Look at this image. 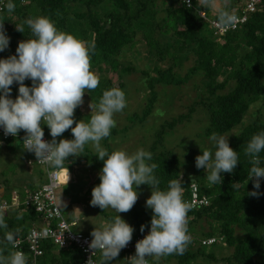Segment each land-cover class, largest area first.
Returning a JSON list of instances; mask_svg holds the SVG:
<instances>
[{
  "label": "trees",
  "instance_id": "16d2710c",
  "mask_svg": "<svg viewBox=\"0 0 264 264\" xmlns=\"http://www.w3.org/2000/svg\"><path fill=\"white\" fill-rule=\"evenodd\" d=\"M9 2L15 5L11 13L6 9ZM218 2L220 7H225L224 0ZM238 2L241 0H227L226 10L236 7ZM190 3L191 7L185 5L183 0H4L0 20L5 23V31L10 39L8 48L3 52H15L18 42L34 38L27 25H24L23 33L16 30V26L24 24L30 16L47 17L58 30L72 34L91 46V66L107 62L109 68L115 69L118 54L124 48L130 49L136 37H141L146 46V56L159 65L152 63L153 74L147 75L148 96L145 97L140 113H131L127 119L130 122H140L153 109L156 110L155 84L169 86L160 87L162 92L168 91L164 93L161 102L166 104L175 90L193 80L192 87L200 90L191 98L188 110L161 121L153 133L154 139L145 151L152 153V159L148 163L157 164L153 174L159 179L161 190H166L169 182L176 180L182 185V197L185 200L190 194L189 184L194 183L198 196L207 198L205 205L190 208L188 212L187 227L191 243L184 254L159 259L148 257L149 263L168 264L169 260H174L175 264H189L199 256L214 259L212 251H205L206 246L199 244V239L213 236L216 239L208 246L223 243L232 247L229 255L233 259L232 264H250L254 257H257L256 264H264V178H261L259 189H254L252 179H248L253 165L244 154L251 137L264 132V115L262 118L254 117L246 124L242 121L252 102L261 98L264 104V0H259L256 10L248 15L244 23L223 35H215L208 22L197 14V10H203L206 17L217 19L218 12L215 9L202 8L198 0H190ZM89 32L93 33L91 43L88 41ZM185 60H190V63L184 73L179 74L177 66ZM124 69L131 70L132 67L126 66ZM104 81L101 83L102 92L112 88L109 79ZM24 84L28 86L29 82L25 80ZM14 87L18 88L19 85L14 83ZM194 105H199L205 114L206 123L201 133L206 138L212 133L224 136L233 127L242 124L235 132L227 135L229 146L237 151L238 164L232 173H221V184H210L207 180L208 173L195 165L192 166L194 170L191 168V173L181 177V161L161 142L165 133L171 132L176 124L189 117L195 109ZM77 114L79 111L76 108L74 119ZM43 128L51 141L47 125ZM62 136L73 139L70 129ZM60 137L56 138L57 142ZM106 140L103 139L104 142ZM13 143L15 142L6 140L1 145L12 154ZM212 148L214 152L213 142ZM201 149L202 154L204 148ZM190 153H187L188 158ZM259 155V166L264 167V150ZM79 157L92 163L96 159L86 148L77 156ZM74 160V157L69 156L64 165L69 166ZM96 166L101 167V164ZM29 167L32 168L31 165ZM27 187L33 189L35 185L30 181ZM3 189L5 187L0 191V197L8 200L12 188L8 189L9 194ZM140 190L151 193L148 185H140ZM253 191L258 192V196L249 194ZM3 216L8 228L0 229V254L7 257L11 249L5 239V232L23 237L29 226L37 220V215L32 208L18 205ZM151 217L152 210L145 204L139 210H133L131 218L125 222L133 227L135 234L140 231L141 225L144 228L150 226ZM235 230L242 232L239 238L234 236ZM42 248L43 253L37 264L79 262V252L72 244L57 248L53 244L43 243ZM134 255L135 252L128 253L129 257ZM229 257H226L227 262ZM97 259L101 262V255Z\"/></svg>",
  "mask_w": 264,
  "mask_h": 264
},
{
  "label": "clouds",
  "instance_id": "9594fccd",
  "mask_svg": "<svg viewBox=\"0 0 264 264\" xmlns=\"http://www.w3.org/2000/svg\"><path fill=\"white\" fill-rule=\"evenodd\" d=\"M183 3L191 7L190 0ZM242 3V2H241ZM236 4L238 6L239 4ZM202 8H213L218 12L217 23L225 30L235 26L237 17L220 7L218 0H198ZM11 13L15 5L7 3ZM29 28L32 37L18 42L15 55L0 59V128L4 135L16 137L23 130V149L33 153L40 161L52 168H63L68 157H77L84 152L85 145L91 143L97 152V159L103 161L99 173V184L91 190L90 205L102 211L111 208L117 215L105 223L102 229H93L89 248L99 250L101 264H108L119 255L132 240L133 227L118 213H127L138 200L137 187L148 185L151 195L146 199V207L152 210L150 230L135 244V255L128 258L129 264H149L148 257L159 259L168 255H183L191 243L188 234L187 215L190 205L182 197V185L172 180L166 190L159 188L160 181L153 174L157 164H149L152 153L143 149L133 154L123 150L111 153L101 147V140L110 136L116 126L114 114L126 107L125 94L117 87L104 90L99 103L91 105L88 122L76 121L74 112L83 104L85 92L94 91L99 86V77L91 71V46L74 35L60 31L47 17H29L24 24L16 26L18 32ZM3 21H0V52L9 46ZM31 80V86L24 81ZM17 83L18 95L10 98L11 86ZM47 125L51 141L44 140L41 125ZM74 125V126H73ZM71 130L73 139H60L66 130ZM209 140L215 150L206 149L196 156L195 166L208 173L210 184H221V173H232L238 164L237 151L228 143V137L212 133ZM264 150V132L251 137L244 149L253 165L248 179L253 188L259 189L264 178V167H260V153ZM70 179L68 168L65 169ZM258 196V192L249 193ZM20 217H17L19 219ZM8 225L0 214V229ZM140 231H144L141 225ZM5 239L14 245L15 234L5 232ZM0 264H27V256L22 251H14L7 257L0 254Z\"/></svg>",
  "mask_w": 264,
  "mask_h": 264
},
{
  "label": "rangeland",
  "instance_id": "374dc122",
  "mask_svg": "<svg viewBox=\"0 0 264 264\" xmlns=\"http://www.w3.org/2000/svg\"><path fill=\"white\" fill-rule=\"evenodd\" d=\"M243 0H241L242 2ZM238 2V3H241ZM237 3V4H238ZM219 4V2H218ZM162 14V13H161ZM88 41L91 43L93 33L89 32ZM82 41V40H81ZM117 67L115 69L109 68L107 62H99L97 65L91 66L93 71L99 77V86L90 92H85L83 96V104L77 107L79 114H77L75 120L79 121L83 119L88 122L92 114L90 104L96 105L99 103V99L102 96L101 83H104V79H109L110 84L113 87H117L125 94L126 107L120 113L114 114L116 126L111 129L110 136L105 142L103 139L100 144L101 147L107 149L109 153L114 150H123L128 154H133L139 149L145 150L151 141L154 139L153 133L156 131L161 121L169 120L171 117H175L178 113H184L188 110L191 102V98L194 97L200 89L192 87L193 80H189L182 84L178 90L170 96L171 100L168 103L162 104L164 99V93L168 91H161L160 87L165 88L166 84H155V91L157 92V99L154 101L157 105L156 110L153 109L150 115H147L142 121L130 122L127 116L131 113L139 114L146 96H148V88L146 85L147 75H152L151 72L152 63L157 62L149 60L146 56V46L141 37H136L133 46L130 49H123L117 56ZM190 60L182 61L177 66L179 74L184 73L186 66H188ZM159 65V63L157 64ZM126 66L132 67L131 70H125ZM143 71V72H142ZM217 79H220L217 77ZM31 86V80L26 79ZM93 92V93H92ZM102 92V93H101ZM96 94H100L96 95ZM18 95V88L11 86V94L16 97ZM92 95V96H91ZM91 96V97H90ZM96 97V99L93 98ZM195 109L189 114L186 120L175 125L171 132L165 133L164 139L161 141L165 148L170 149L176 154L181 161L180 176L183 174L191 173L190 170H194L195 158L201 155V148L204 150L212 148V142L209 137H205L201 133L203 126L205 125V114L200 109L199 105H194ZM264 104L261 98L252 102L247 111L242 117V121L246 124L250 122L254 117H263ZM242 125V124H241ZM241 125L233 127L228 133L224 134L227 137L228 134L235 132ZM60 139H68L61 136ZM209 146V147H208ZM161 147V146H160ZM13 153H9L4 149L0 142V191L5 187V192L8 193V189L19 191L24 189L29 182L37 185L42 181V170L34 164L33 153L24 150L19 141H15L12 144ZM85 148L96 157L97 152L94 146L89 143L85 145ZM163 148V147H162ZM190 153V158L187 157V153ZM75 160L69 166L64 165L63 168H58V180L60 185L55 191V196L58 202V206L62 215L66 219L78 218V224L74 230H78L84 233H91L93 229H102L106 222L111 221L117 213L111 208L105 210L97 209V207L90 205L91 190L94 186L99 184V173L103 166V161L95 159V162H91L81 157H74ZM26 159L31 160V167L25 164ZM94 163L101 164V167L96 166ZM68 168L70 179L67 180L65 168ZM98 179V180H97ZM97 180V181H95ZM261 181V179H260ZM138 200L130 211L127 213H118V215L125 221L131 218V212L133 210H139L146 204V199L151 195L147 190H140V186L137 187ZM264 191V186H262ZM11 193V192H10ZM80 217V218H79ZM242 232L235 230L234 236L239 238ZM221 245V246H220ZM205 251L210 250L214 255V259H205L197 257L189 264H232L233 259L229 257L232 251V247L226 246L223 243H218L213 246H206ZM229 257L230 263L227 262ZM254 257L250 264H256ZM116 259V258H115ZM101 260V259H100ZM38 262V261H37ZM264 263V260H263ZM116 264H129L119 261ZM168 264H175L174 260H169ZM241 264V263H238Z\"/></svg>",
  "mask_w": 264,
  "mask_h": 264
},
{
  "label": "built area",
  "instance_id": "2783aa9c",
  "mask_svg": "<svg viewBox=\"0 0 264 264\" xmlns=\"http://www.w3.org/2000/svg\"><path fill=\"white\" fill-rule=\"evenodd\" d=\"M259 0H243L242 3L229 12L237 17V22L234 27L225 30L217 23V19L213 17H206L203 10H197V14L208 22L209 27L215 35H223L229 30H234L244 23L250 13L256 10ZM4 0H0V14L3 10ZM1 21V20H0ZM4 29H5V23ZM7 35V32L5 31ZM14 51L0 52V59L15 55ZM44 124L41 125L43 132ZM25 135L21 130L16 137L11 135H4L3 129L0 128V142L4 143L6 140L13 142L19 141L22 145V138ZM44 140L49 141L48 136L44 132ZM26 165H31V160L26 159ZM34 164L42 170V181L35 185L33 189H28L26 186L19 191L11 190L9 199L0 197V214H5L9 209L17 207L18 205L23 208H32L33 212L37 215V220L34 221L21 236H16L14 245L10 244V253L14 251H22L27 256V264H37L40 256L43 253L42 244H53L57 248H64L69 245H74L79 252L78 264H99L97 257L101 255L99 250L94 253L89 248V243L92 240L90 233H84L74 228L78 224V218L66 219L58 206L55 196V191L60 185L58 180V168H52L47 164L37 161L34 157ZM190 194L184 201L190 205V208H196L207 203L205 196H198L197 188L194 183L189 184ZM80 218V217H79ZM150 226L144 228V231L132 234V240L128 245L123 248L120 253L127 255L129 252H135V244L138 240L143 239L148 234ZM216 238L210 236L208 238L199 239V244L208 246ZM129 257V256H128ZM149 262V261H148ZM150 264V263H149Z\"/></svg>",
  "mask_w": 264,
  "mask_h": 264
},
{
  "label": "crops",
  "instance_id": "0c3cea01",
  "mask_svg": "<svg viewBox=\"0 0 264 264\" xmlns=\"http://www.w3.org/2000/svg\"><path fill=\"white\" fill-rule=\"evenodd\" d=\"M128 260V256L124 255V254H119L116 259L114 258L113 260L109 261L108 264H116L119 261H123L124 263H126ZM99 264H101V262L99 261Z\"/></svg>",
  "mask_w": 264,
  "mask_h": 264
}]
</instances>
